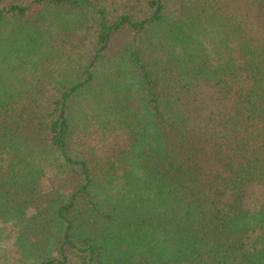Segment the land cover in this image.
Listing matches in <instances>:
<instances>
[{
    "label": "trees",
    "instance_id": "obj_1",
    "mask_svg": "<svg viewBox=\"0 0 264 264\" xmlns=\"http://www.w3.org/2000/svg\"><path fill=\"white\" fill-rule=\"evenodd\" d=\"M0 264H264V0H0Z\"/></svg>",
    "mask_w": 264,
    "mask_h": 264
},
{
    "label": "rangeland",
    "instance_id": "obj_2",
    "mask_svg": "<svg viewBox=\"0 0 264 264\" xmlns=\"http://www.w3.org/2000/svg\"><path fill=\"white\" fill-rule=\"evenodd\" d=\"M17 231V227H14V226H9L7 229H6V237L7 239L5 240L6 244H4V248L7 250H14L13 246H11V240H13V237L15 235Z\"/></svg>",
    "mask_w": 264,
    "mask_h": 264
}]
</instances>
